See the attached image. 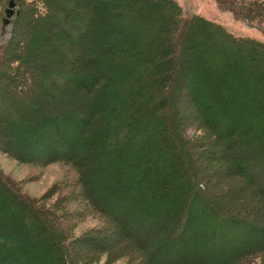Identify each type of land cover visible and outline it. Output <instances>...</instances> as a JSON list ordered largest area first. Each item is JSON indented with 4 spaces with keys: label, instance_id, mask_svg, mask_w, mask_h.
<instances>
[{
    "label": "trees",
    "instance_id": "obj_1",
    "mask_svg": "<svg viewBox=\"0 0 264 264\" xmlns=\"http://www.w3.org/2000/svg\"><path fill=\"white\" fill-rule=\"evenodd\" d=\"M25 1L16 0L19 9L10 21V36L0 48V62L10 49L16 22L26 11L25 7L21 8V3ZM44 1L31 0L24 5L35 6L30 21L33 25L38 24L35 30L40 41H56V37L64 40L61 43L63 53L56 50V54L69 67H65V73L59 71L58 74L53 73L55 69L51 71L48 68L49 82L44 86L53 100L52 104L60 109L54 99L60 98L58 95L66 89L70 80L85 95L100 91L98 99L90 100V97L84 96V111L80 117L61 114L60 120L54 121L52 126L57 127L54 132L57 142L52 140L50 148H45L51 149L52 145L59 147L58 143L62 142L67 149L61 153L65 159L72 158L71 153L79 147L81 153L100 154L104 161V155L110 156L112 162L118 161L122 166L130 161L131 168H139V171L136 169L137 181L147 186V190L138 189L133 182H126L124 178L119 180V175H113L108 176L109 180L90 183L87 187L84 181L90 173L87 162L77 164L67 159L74 165L81 195L89 206L110 218L123 240L134 247L148 246L150 253H143L144 260H140L139 264H264V227L253 221L247 222L237 214L219 213L218 207L207 203L203 197H200V208L209 209L202 211L203 215H200L195 202L186 205L178 195L171 197L170 192H174L170 187L171 180L176 171L181 170L172 165L174 156L171 152H167L169 156L164 155L163 151L169 146L165 133L170 128L172 131V127L163 124L164 117L159 113L162 108L171 107L168 113L175 115V101L184 91V97L196 105L194 112L198 120L215 133L211 152L221 142L222 153L226 154L236 138L252 131L253 136L251 133L242 140L243 145L250 149L238 154L234 172L228 168L227 173L241 176L251 188L258 175L252 174V169L242 166V163L255 159L256 163H263L261 168H264V96L253 91L255 86L263 88L264 72L256 73L260 85L255 78L251 77L252 81L248 76L244 79L242 72L252 65L264 67V44L234 37L202 17H185L173 0ZM215 1L221 9L227 5V0ZM8 2L0 0V24ZM39 7L42 8L41 16H37L36 12ZM260 11L258 5L256 8L248 6L239 12V16L246 18L250 24L263 25L264 13ZM261 29L264 34V27ZM110 35L116 38V45L108 50L103 47L98 49L99 41L104 40L102 37H109L111 41ZM92 46L87 60L76 55L88 52L87 47L91 49ZM114 52L118 61H114ZM61 59L55 62L56 66L61 65ZM103 59L107 60V67ZM80 70L85 72L79 74ZM75 71L79 77L71 76L70 73L75 74ZM164 85L165 88L171 87L168 97L158 94L157 88L163 89ZM249 85L252 92L248 90ZM54 88L58 89L57 94L52 91ZM103 91H110L111 98L104 97ZM151 96L161 98L149 105L147 100ZM18 106L14 107L16 112L33 110L31 105ZM105 107V123L94 129L96 114L101 117ZM14 110L12 113H15ZM139 113L143 115L140 119L136 117ZM50 120L48 117L45 122ZM0 121L8 127H19L17 119L0 117ZM183 138L182 134L180 139ZM254 140H257V146L252 145ZM212 155L210 153L208 158H213ZM105 163L107 166V161ZM111 179L113 182H110ZM106 190H109L108 193ZM258 195L264 198V186ZM169 198L170 201L167 200ZM10 205H14L12 199L6 204L8 208ZM9 211V214L3 212L6 215L3 219L15 220L16 217L19 221L17 214L11 209ZM31 214L35 213L31 211ZM179 215H185V219L171 229L168 224ZM254 215L261 216L258 210ZM207 219L214 223L211 225ZM167 231L173 232L174 237L164 236ZM150 238L154 240L149 243ZM58 241L51 239L47 245L54 247L59 244ZM62 255L56 256L62 258ZM11 256V253L0 256V261ZM63 258L66 260L64 255ZM58 263L59 260L55 261V264Z\"/></svg>",
    "mask_w": 264,
    "mask_h": 264
},
{
    "label": "rangeland",
    "instance_id": "obj_2",
    "mask_svg": "<svg viewBox=\"0 0 264 264\" xmlns=\"http://www.w3.org/2000/svg\"><path fill=\"white\" fill-rule=\"evenodd\" d=\"M173 1L180 6L185 17L192 15L202 17L221 26L234 37L264 44V34L261 29L264 24H250L246 18L239 16V12L244 11L248 6L256 8L258 5L260 12L264 13V0H227L224 9L219 8L215 0ZM14 2L16 5V0ZM25 2L21 3V8L25 7L26 11L16 22L10 49L4 55L5 59L2 58L0 62V117L17 119L16 122L19 124V127L12 128L0 121V181L1 183L3 181L2 185L0 184V256L12 254L8 258L2 257L4 259L0 261V264H55L57 260H59L58 264H65L67 260L68 264H139L140 260H144L143 253H150L148 246L143 244V246L134 247L123 240L118 236V227H115L112 220L89 206L81 195L77 175L72 167L74 165L67 159L77 164L87 162L90 172L84 179L87 187H90V183L109 180L108 176L113 175H119V180L124 178L126 182H133L138 189L147 190V186L142 181H137L136 169L139 171V168L135 170L131 168L130 161L126 163L128 165L122 166L118 161L112 162L110 156L104 155V161L100 154L81 153L79 147L71 153L72 158L70 156L65 159L61 157V153H65L67 149L62 142L58 143L59 147L52 145V148L48 149L52 140L57 142L56 133H54L57 127L52 126L54 121H59L61 114L80 117L84 111V96L90 97V100L98 99L100 91L85 95L84 92L76 89L75 84L70 80L66 89L58 95L60 98L54 99L60 109L58 110L57 106L52 104L53 100L44 86L49 82L48 68L51 71L55 69L53 72L55 74L59 71L65 73L67 62L56 54V50L63 53L61 43H64V40L56 37V41L52 38L49 42L40 41L36 31L39 26L33 25L30 21L31 11L34 13L35 6L33 4L25 6ZM18 9L19 6L16 5L14 13ZM41 11L40 7L36 9L37 16H41ZM11 19L12 17L3 30L1 21L0 48L10 36ZM103 38L102 42L99 41L98 49L103 47L108 50L117 43L116 38H111V35V41L109 37L103 36ZM93 47L91 49L87 47L88 52L75 53L81 56L82 60H87L86 56ZM113 54L115 55V52ZM59 59L62 61L61 65L56 66ZM114 61H118L116 55ZM102 62L107 67V60L103 59ZM81 71L84 70L78 71L79 74ZM257 72H264V67L252 65L242 72V76L244 79L248 76L250 81L255 78V82L258 83ZM77 73L75 71V74H70L73 77H79ZM112 75L109 74V76ZM249 78L248 82H250ZM165 87L166 85L162 86L163 89L157 88L158 94L168 97L171 87ZM225 89L228 90V87L225 86ZM248 90L252 92V87H248ZM52 91L57 94L58 89L54 88ZM253 91L264 96V86L262 89L255 86ZM103 92L104 97L111 98L110 91ZM160 96H156L158 100ZM157 99L151 96L147 103L155 104ZM20 104L31 105L33 110L16 112L14 107L17 108ZM195 106L192 100L189 101L184 97V91H182L175 101V115L169 114L171 107H164L159 111L164 117L163 124L166 127H172V131L170 128L165 133L169 146L165 151L163 147L160 148L165 153V157L169 156L167 152L173 154L172 165L181 170L176 171L173 176L175 180H171L170 187L174 190L173 193L170 192L171 197L178 195L179 200H185L186 205L195 202L199 207L200 215H203L202 211H209V209L200 208L202 207L199 205L200 197H203L207 203L216 205L219 213L237 214L247 222L253 221L254 224L264 227V198L258 195L264 186V168H261L263 163H256L255 159H253L255 162L246 160L242 163V166L252 169V174L258 175L256 183L251 188L241 176L227 174L228 168L234 172V161L238 154L250 149L243 145L242 140L252 131L244 134L243 137L239 136V139L236 138L232 149L226 154L222 153L224 148L221 142H218L217 148L211 152L215 133L204 127L198 120L194 112ZM12 109L15 113H12ZM106 109L107 107L101 117L96 114L94 129L104 125ZM48 117L51 120L46 123L45 120ZM136 117L140 119L143 115L139 113ZM140 126L141 121L137 127L140 128ZM182 134L184 138L181 140ZM252 145L257 146V140H254ZM210 153L213 154L211 159L208 158ZM139 165L141 166L142 163ZM110 182H113L112 179ZM108 191L106 190V193ZM11 199L13 206H16L11 207V204L8 208L6 204L11 203ZM9 209L17 214L19 221L16 217L15 220L3 219L6 216L3 212L10 213ZM256 210L263 218L254 215ZM31 211L35 214L32 215ZM181 219H185V215L172 218L168 225L171 229L175 228L177 224H180ZM207 222L211 225L214 223L211 219H207ZM167 232L164 236L174 237L173 232ZM48 236L52 240H59V244L49 248L47 244H50L51 239ZM164 236L163 239H165ZM153 240L154 238H150L149 243ZM58 254H63L66 260L63 255L62 258L57 257Z\"/></svg>",
    "mask_w": 264,
    "mask_h": 264
},
{
    "label": "water",
    "instance_id": "obj_3",
    "mask_svg": "<svg viewBox=\"0 0 264 264\" xmlns=\"http://www.w3.org/2000/svg\"><path fill=\"white\" fill-rule=\"evenodd\" d=\"M15 6L16 5L14 0H9L7 7L4 9V17L2 19V30L5 26L8 25L10 18L13 16Z\"/></svg>",
    "mask_w": 264,
    "mask_h": 264
}]
</instances>
